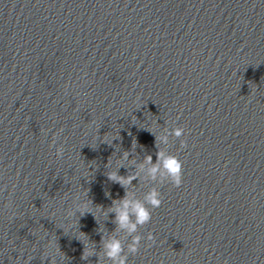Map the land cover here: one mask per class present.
I'll list each match as a JSON object with an SVG mask.
<instances>
[{
    "label": "clouds",
    "instance_id": "clouds-1",
    "mask_svg": "<svg viewBox=\"0 0 264 264\" xmlns=\"http://www.w3.org/2000/svg\"><path fill=\"white\" fill-rule=\"evenodd\" d=\"M139 99V97H137ZM155 136V133H153ZM176 138H181L185 135L184 127H175L169 133ZM157 142H168V135L156 136ZM111 143V142H110ZM108 143V144H110ZM135 143V141H133ZM186 139L180 140V148H186ZM64 153L63 146L56 149V156L58 158L62 157ZM129 153L125 152L121 159H127ZM157 163L152 164V156L147 155L145 157V162L151 167L148 169V178L160 182L167 181L173 187L179 188L183 184V172L184 164L183 161L179 159L177 155L166 154L162 150H158L156 153ZM111 161L109 160V164ZM107 166V165H106ZM123 165H121L122 167ZM143 170V165L140 166ZM139 173L130 174L127 176L119 175V171H111L107 173L108 180L113 183L119 184L121 187L125 188V194L120 200H113L112 210L116 212L115 223L118 229L126 230L129 234L136 232L138 226H143L149 223L152 219V212L149 211V206L152 209L159 208L162 205L163 199L160 191L153 187L144 197V201L134 200L131 198V193L127 191L129 185L132 181L138 179ZM83 214V213H82ZM135 217L133 220L132 217ZM148 241H154L155 236L153 233H149L147 237ZM141 237L133 236L131 242L128 244L127 252L130 254H137L140 250ZM105 255L108 259L113 261V264H128V255L124 252V246L121 241L117 238H111L104 244ZM90 252H85L84 257L87 258ZM227 264V262H225Z\"/></svg>",
    "mask_w": 264,
    "mask_h": 264
}]
</instances>
